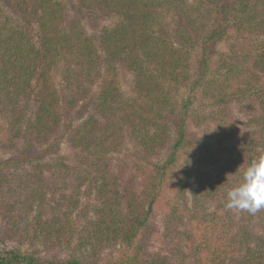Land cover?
I'll return each mask as SVG.
<instances>
[{
    "label": "trees",
    "instance_id": "1",
    "mask_svg": "<svg viewBox=\"0 0 264 264\" xmlns=\"http://www.w3.org/2000/svg\"><path fill=\"white\" fill-rule=\"evenodd\" d=\"M262 156L264 0H0V264H264Z\"/></svg>",
    "mask_w": 264,
    "mask_h": 264
},
{
    "label": "clouds",
    "instance_id": "2",
    "mask_svg": "<svg viewBox=\"0 0 264 264\" xmlns=\"http://www.w3.org/2000/svg\"><path fill=\"white\" fill-rule=\"evenodd\" d=\"M225 207L253 215L264 210V156L252 160L241 180L227 190Z\"/></svg>",
    "mask_w": 264,
    "mask_h": 264
},
{
    "label": "rangeland",
    "instance_id": "3",
    "mask_svg": "<svg viewBox=\"0 0 264 264\" xmlns=\"http://www.w3.org/2000/svg\"><path fill=\"white\" fill-rule=\"evenodd\" d=\"M87 109H88V105ZM85 105H83V108L85 109L86 107ZM69 116H75L76 114L74 112L72 113H68ZM160 211L162 212V210L158 209L159 215L156 217L155 220V224H156V229L155 231L151 234L150 239H149V243H148V250L151 252L156 251L157 249H159L160 247H162V242H161V238H160V234L162 231V223H161V214ZM1 225H0V231H1Z\"/></svg>",
    "mask_w": 264,
    "mask_h": 264
}]
</instances>
